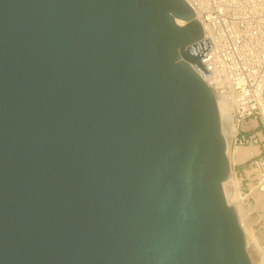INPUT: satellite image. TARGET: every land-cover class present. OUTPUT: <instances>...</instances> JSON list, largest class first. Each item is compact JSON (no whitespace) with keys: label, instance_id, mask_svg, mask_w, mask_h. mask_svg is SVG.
<instances>
[{"label":"water","instance_id":"1","mask_svg":"<svg viewBox=\"0 0 264 264\" xmlns=\"http://www.w3.org/2000/svg\"><path fill=\"white\" fill-rule=\"evenodd\" d=\"M202 38L185 0H0V264H253Z\"/></svg>","mask_w":264,"mask_h":264},{"label":"built area","instance_id":"2","mask_svg":"<svg viewBox=\"0 0 264 264\" xmlns=\"http://www.w3.org/2000/svg\"><path fill=\"white\" fill-rule=\"evenodd\" d=\"M185 2L201 24V40L212 45L200 60L203 70L192 66L212 89L218 109L237 126L232 148H258L240 164L250 188L264 194V0ZM250 131L254 134L246 136Z\"/></svg>","mask_w":264,"mask_h":264},{"label":"rangeland","instance_id":"3","mask_svg":"<svg viewBox=\"0 0 264 264\" xmlns=\"http://www.w3.org/2000/svg\"><path fill=\"white\" fill-rule=\"evenodd\" d=\"M257 131H259V129ZM252 134H254V131L248 132L246 136L252 135ZM248 147H256V146L251 145ZM234 149L235 148H232V144H230V147H228V150L231 152ZM235 160H236L235 156L232 155V171L234 174L233 184L235 186V191L233 193L235 196V201L238 200V204H240L239 200L241 201L240 197H242V207L241 208L244 213L243 214L244 221L246 222V224H248L247 225L248 227L250 225V228L252 229L253 234L256 237V241H255L256 247H254V245L253 247H251L249 256L253 264H264V216H263L264 210L260 208L258 202L253 197L252 192H253V189L255 188L253 186H251L250 188V186L247 184L248 181L246 180V177H245V175H248L247 170L245 169L243 165L240 164L241 162H238L237 160L236 162ZM237 180H240V185L236 187ZM229 185L230 186H227L226 184L225 186H226V189L228 188L227 190L230 192V190L233 189V187L231 184Z\"/></svg>","mask_w":264,"mask_h":264},{"label":"bare ground","instance_id":"4","mask_svg":"<svg viewBox=\"0 0 264 264\" xmlns=\"http://www.w3.org/2000/svg\"><path fill=\"white\" fill-rule=\"evenodd\" d=\"M219 113H220V117H221V123L223 121V123L221 124L222 125V134H223V137L225 139L226 148H227V158H228V161L230 164V177L223 184V189H224V193H225L228 204L231 207L232 206L234 207V208L233 207L232 208L234 211H236L235 214L237 215V218H238V220H239V222H240V224H241V226L245 232V236H246L247 244H248L247 252L249 255L251 247H253V245H254V247H256V245H255L256 237L254 236L253 231L250 228V225L248 227L247 226L248 224H246V222L244 221V215H243L244 213H243L242 208H241L242 207V197H240L241 201L239 200L240 204H238V200L235 201V196L233 193L235 191V186L233 184L234 174L232 171V155L235 156V158L238 162H244L246 159H248L252 155L257 154L258 148L248 147V146L247 147L246 146H238L233 151L230 152L228 150V147H230V144H232V142H234L233 141L234 137L237 134V129H236L237 126L233 123L232 116L228 115L221 107H220ZM234 126H236V127H234ZM226 184H227V186L229 184L232 185L233 189H231L230 192L227 190L228 188L226 189V186H225ZM239 185H240V180H237L236 181V187ZM252 194H253V197L255 198V200L258 202L260 208L262 210H264V195L258 194L257 192H255V189H253Z\"/></svg>","mask_w":264,"mask_h":264}]
</instances>
